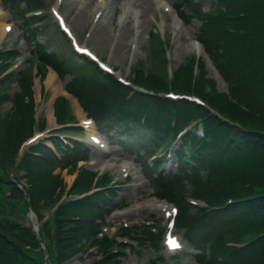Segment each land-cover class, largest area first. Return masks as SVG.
Returning a JSON list of instances; mask_svg holds the SVG:
<instances>
[{
  "label": "trees",
  "instance_id": "obj_1",
  "mask_svg": "<svg viewBox=\"0 0 264 264\" xmlns=\"http://www.w3.org/2000/svg\"><path fill=\"white\" fill-rule=\"evenodd\" d=\"M189 12L203 20L200 40L232 81V93L240 95L250 112L219 94L214 83L203 76L196 81L194 92L235 125L208 116L206 111L185 101L173 103L153 98V108L159 104L176 105L182 111L183 121L203 117L178 149L177 171L157 180L158 195L180 203L179 221L188 227L187 236L202 249L201 258H207L209 252L206 264H264V0H215L212 10L204 15L201 3H193L187 6ZM237 12L245 17L229 18L228 15ZM229 24L249 31L230 32ZM186 71L183 68L176 77L177 91L189 90L180 77ZM136 81L165 89L163 81L153 83L151 78L146 81L140 75ZM95 83L75 82L68 88L102 128L130 135L129 130L139 127L143 101L148 104L152 99L136 94L127 100L120 91L122 88L112 81ZM1 97L2 94L0 100ZM60 104L64 106V101ZM0 122V264H43L39 241L32 228L24 225L23 214L29 204L25 194L35 209L40 198H46L48 205L58 183L51 171L74 164L78 157H85L78 156L84 151L76 146L67 149L59 159L39 145L16 163L18 146L30 131L31 108L18 96L11 113L0 112ZM146 127L153 132L155 126L148 119ZM22 171L30 183L28 189L18 187V174ZM87 174L83 171L79 175L74 191L89 187ZM44 181L52 184L46 196H39L37 191L45 186ZM184 195L203 197L214 206L223 205L228 198L244 200L220 210L205 211L187 205ZM96 200L100 197L61 205L51 224L42 225L40 236L47 246L53 247L54 253L49 250L52 261L60 263L81 250L82 238L90 235L93 217L100 211ZM246 234L251 238L245 246L237 249L225 245L227 240L239 241Z\"/></svg>",
  "mask_w": 264,
  "mask_h": 264
},
{
  "label": "rangeland",
  "instance_id": "obj_2",
  "mask_svg": "<svg viewBox=\"0 0 264 264\" xmlns=\"http://www.w3.org/2000/svg\"><path fill=\"white\" fill-rule=\"evenodd\" d=\"M99 1L100 0H64L62 10L68 16V20L70 23H72V26L74 28L80 29V37L82 34V28H84L85 25L89 24L90 26H97L98 23H100V27H98L96 32L94 29L90 33L87 39L88 45L103 59L106 58V61L111 65L112 68L115 69L116 74L122 76L123 78H128L131 71L139 65H144L145 70L147 69L150 73H153L154 75L156 74L158 76L161 73V57L163 56L164 50L170 75L172 72L180 68V66L186 62L189 57L200 54L190 43L189 37L191 35L198 34L201 21L193 19L186 25H181L179 22H176L177 29L175 26L171 25L168 15L165 16V12L163 10H158L155 15L149 14L148 18L145 19L142 17L140 12L141 6H139V3L135 2V4H132L134 12L137 13L138 20H141L142 22L138 26L135 42H131V44L128 46V43L126 42V45V43L123 41L125 43V46H123L119 37L118 29L120 26V18L124 14L125 3L129 0H111L110 7L108 9H100L98 5ZM140 1L145 2L146 0ZM166 1H168L169 4L178 5L182 0ZM202 8L205 11L210 10L211 2H204ZM129 14L132 16V11H130ZM7 17V19L11 18L9 14ZM14 23L16 26H20L21 24L19 19L14 20ZM112 23L113 26H111ZM154 29H157L158 31L157 35L154 34ZM50 30L51 29L49 28V31ZM158 34L161 36V38L162 35H165L167 47H164L163 41ZM184 34H186L185 37ZM57 43L62 47V49H64V53L61 55L64 57L60 58L63 62L69 63V65L81 62L78 58H75L72 53H69L67 44H62L61 42ZM20 50L22 51L21 56L16 59L18 60L16 64L17 66H15L17 67L15 68L17 70L15 74L9 78L10 85L8 93L10 99L6 100V102L1 105L0 109L2 111L10 109L12 104L11 99L15 93L23 92V86H21V83H18V80L20 78L24 80L26 76L25 74L24 77H21V73L22 70L28 66L29 54L26 47L20 48ZM207 68L208 77L216 80L219 90L226 91L225 83L219 77L217 78L216 73L212 72L208 65ZM29 70H31V68H28L27 72H29ZM85 70L86 71H82V76L92 75V77L95 79L91 81L96 82V85L103 84L106 81L104 77H101L100 75L96 76L97 72H91L89 69ZM34 72L36 73V71ZM50 75H52L51 70L45 73L43 78H41L40 75H35L33 78L32 89L35 106L34 118L36 120L37 126L38 124L40 126V124L44 122L46 127V130L41 133V137H47L49 135L48 132L57 129L58 126L56 124H58V122L55 117L53 100L57 96L65 95L66 85L71 79V75L69 74L66 75L64 79L57 77L55 81L60 88V92L55 95L53 94V88L47 86L46 80ZM51 106L53 111H50ZM72 108L73 114L76 116L78 112H76L75 106ZM137 131L139 132L136 133ZM145 131L146 130L143 128L140 130L131 129L128 132L131 133L130 135H124L119 139L115 133H111L108 130L99 129V131L97 130V133L101 139V142H99L97 145L90 142L86 132L84 131L81 132L73 130V132H70L71 134L68 135L79 137L84 141V143L90 145V160L86 163L85 167L100 173H107L109 176L108 179H110L111 182L115 183L119 187L118 191H114V193H117V195L112 196V199L108 200L109 213L106 214L103 219V222L106 225L108 223L111 224L109 229H112L113 226L118 227L123 223H128L130 226L142 223L144 220L150 219L153 214L156 215V221L160 222L162 225L164 224V222H162L163 215L161 213L157 214L153 212V210L150 208V203H154L157 199H160L155 196L153 189L145 179L142 167L139 163H145L146 161L148 162V158L146 160L148 154H145L143 147L139 144L140 142H138L139 140L142 141V138H140V133L145 134ZM126 139L128 146H123ZM147 143L150 144V142ZM100 159L109 162V164L112 166H106V164H102V160ZM124 164L130 165L132 168V170L129 171V175L127 177L122 175V167ZM59 172L60 170H56L55 174ZM60 175L64 179V182L69 186L70 182L72 181V176L69 175L66 170ZM23 181L26 182V179L23 178ZM38 181H40L39 178ZM22 183L23 182H21V184ZM37 183L38 182H36V184ZM44 184L45 186H41L39 191H37L40 193L39 196H46V193L50 189L52 183L50 181H44ZM43 199L46 198H40L39 200ZM40 211L44 217H48V213H50L49 208ZM134 211L135 213H133ZM109 233L111 234V232ZM51 249L53 250L52 246ZM127 252L128 250L125 251V256L122 257L120 264H139L135 257L131 254H128ZM193 253L194 251L192 250V254ZM155 254L157 253L144 250L142 254H139V260H147L149 257L155 256ZM98 259L99 257L97 249L93 248L90 252L82 256L81 259H72L65 264H98L101 262ZM181 260L184 264H198L195 262V259H193L192 256L190 257V254L183 256Z\"/></svg>",
  "mask_w": 264,
  "mask_h": 264
},
{
  "label": "bare ground",
  "instance_id": "obj_3",
  "mask_svg": "<svg viewBox=\"0 0 264 264\" xmlns=\"http://www.w3.org/2000/svg\"><path fill=\"white\" fill-rule=\"evenodd\" d=\"M135 2H137V3H139V6H141V15H142V17H144L145 19H147L148 18V15L149 14H151V15H154L155 14V10H156V8H161V7H165V5H164V3L161 1V0H156V2L155 1H153V0H146L145 2H143V1H140V0H135ZM156 3V4H155ZM143 5V6H142ZM139 23H141V22H139L138 20H136L135 21V23L132 25L133 26V28L132 27H130V26H128V27H126L125 29H124V31H123V34H122V36H123V41L126 43H128V39L131 37V34L133 33V34H137V31H138V26H139ZM138 25V26H135V25ZM122 43L123 44V46H125V43ZM127 43H126V45H127ZM55 78H56V76H54V75H50L49 77H48V79L46 80V82H47V86L48 87H52L53 88V92H57L58 91V85H57V83H56V81H55ZM92 127V126H91ZM93 135V134H92ZM91 135V136H92ZM101 163V162H100ZM102 164H106L107 166H111L110 164H109V162H107V161H105V160H102ZM125 168H127V169H129V167L127 166V167H125ZM152 206H154V205H152ZM133 213H135V211L133 212Z\"/></svg>",
  "mask_w": 264,
  "mask_h": 264
},
{
  "label": "snow or ice",
  "instance_id": "obj_4",
  "mask_svg": "<svg viewBox=\"0 0 264 264\" xmlns=\"http://www.w3.org/2000/svg\"><path fill=\"white\" fill-rule=\"evenodd\" d=\"M8 28H10V25L8 26ZM166 243H168L170 248H174V247H179L178 243L176 242L174 237H170Z\"/></svg>",
  "mask_w": 264,
  "mask_h": 264
}]
</instances>
